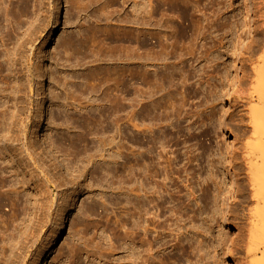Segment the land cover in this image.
Listing matches in <instances>:
<instances>
[{
    "label": "rangeland",
    "instance_id": "374dc122",
    "mask_svg": "<svg viewBox=\"0 0 264 264\" xmlns=\"http://www.w3.org/2000/svg\"><path fill=\"white\" fill-rule=\"evenodd\" d=\"M58 2L59 31L44 54ZM255 2L0 0V60L12 53L14 69L36 87L25 96L27 113L39 110L29 142L42 147L41 127L52 119L71 136L83 120L90 129L86 147L38 148L43 167L2 156L6 182H18L5 185L30 212L20 206L15 226L25 231L47 216L32 264H249L239 235L246 212L264 201L245 156L254 139L253 68L264 52ZM50 80L68 81L63 95ZM54 92H66L65 113L50 107ZM49 166L69 189L63 198L44 182ZM5 202L0 216L11 217ZM66 216L63 240L42 260Z\"/></svg>",
    "mask_w": 264,
    "mask_h": 264
},
{
    "label": "bare ground",
    "instance_id": "6f19581e",
    "mask_svg": "<svg viewBox=\"0 0 264 264\" xmlns=\"http://www.w3.org/2000/svg\"><path fill=\"white\" fill-rule=\"evenodd\" d=\"M174 1L175 0H163V3L167 5V4L174 2ZM256 1L257 2H255V5H253L252 9L255 13L257 12L256 13L257 15H262V17H263L262 29L264 31V0H256ZM60 11H61V6H60V3L58 2L56 4L55 10H54L52 27L50 30V36H49V38L45 44L46 46L44 49V54L49 53V47L52 43L53 37L59 31L58 23H59ZM1 38H4V36ZM7 39H9V38H7ZM7 41H9V40H7ZM5 50H7V52H8V49H5ZM7 52H6V54H7ZM3 53H4V51H3ZM11 54H9L10 55L9 57L7 54L6 59L0 60V161H1V163H0V208L3 210V207H5V206H3V204H4L3 201H7L9 203V204H7V207L10 206L9 210L11 209V212H12L10 214L7 213L9 211H7L5 213L6 216H7V214L11 215V217L9 216L10 218L9 217L6 218L5 216H2V215L0 216V217H5V218H2L3 219L2 221L0 218V264H32L33 261H32V263L30 261L33 258H36L35 256L39 254L38 246H41L42 240H43V239L40 240V237H41L40 235H41V233H43L42 231L44 230L43 229L44 226L47 227V225H46L47 223L46 224L44 223V222H47V220L45 221V217L47 218V216L45 215L44 218H42L40 216L39 219H37L39 217V216H37V218L34 219V222L32 223V225L30 224V227L28 226L29 224L28 225L26 224L29 227V229L26 228L27 231L26 230L22 231V229H19V225H21L22 222H19L18 220L22 221V218H20V217L23 214V211H21V208H20V206L22 204H20V201H21L20 198L21 197H19V195H18L19 190L17 191V189H16L17 188L16 185H18V184H16L17 181L15 182L11 179L12 183H10V180L8 182L10 183V185H12L14 182L16 188L14 186L10 187V185L6 187V185H7L6 183H8V182H6V180H5L4 173H6L10 167L8 168L9 164L8 165L5 164L6 161H2L5 157L4 156L2 159V156L6 153L8 154L7 158L12 157L11 155H16V156L19 155V158H17V159L21 158L19 160L20 165H29L30 163H32L33 166L36 165V166H40V167H43L42 161H44V159H43L41 153L38 154L36 152L37 149L41 147L40 144H38V141L34 140L33 138H30V142L28 140V138L30 137L29 135L30 134L32 135L34 132L33 129H31V131H32L31 132L30 128L35 127L38 124L37 119L39 118V113H38L39 110H36L38 112H35V113H32V112L27 113V110H26L27 108L25 107V103L27 100L26 99L27 97H25L27 95L26 94L27 93V91H26L27 87L29 86L28 89H31V91H32V88H36L35 86L33 87L34 79L32 77V78H29L27 81L24 79L25 76L24 77L22 76L23 78L20 76L22 74V71L17 70V68L14 69L15 65H13L11 63V61H12V58H11L12 55ZM4 56H5V54H4ZM2 58H3V56H2ZM9 58H11V60ZM25 58H28V57L26 56ZM14 59L15 58H13V61H14ZM24 59L22 58L23 62L25 61ZM236 60H238V58H236L234 61H236ZM15 61H14V64H15ZM25 67H26V65L24 64V68ZM31 67L33 68V66H31ZM20 69H21V66H20ZM14 70H17V71H14ZM26 70H27V68H26ZM30 70H31V68L29 67V71L28 70L24 71V73L25 72L30 73ZM34 70H35L34 72H36V74H34V72H33V74L38 77V75H40L39 71H38L39 69L37 70L35 68ZM24 73H23V75H24ZM54 73L55 72H53V74ZM53 74L51 73L50 75H52V77L56 75V74L55 75H53ZM29 76H31V75H28V77ZM253 76H254V78H253L254 87H252V88H253V94L255 96V104H254V106L249 108L250 110L248 111V113L250 112L249 116H251L250 119L252 121V130L254 132L253 133L254 139L250 143V147H248V149L250 150L249 154L246 153L248 155L245 154V156H247V159H248L247 161L250 160L248 162V165H247V166H250L248 168L254 170V171H252L253 173H251V174H254V178L256 177V180L260 182L259 185L256 186L255 192H254L255 197L257 198L258 196L264 197V52H263L262 56L259 58L255 67L253 68ZM55 78H56V76H55ZM62 78L59 77L60 80ZM37 79L39 82V78H37ZM49 79H51V78H49ZM56 80H58V78ZM56 80H54L56 84H59L61 87L63 85L62 90H61V87L59 89L62 92V94H59V95H63V90H65V88H66V86L64 88V83L66 81L65 82L64 81L63 82H60V81L56 82ZM26 81L29 85L26 84ZM50 81L54 82L53 80H50ZM39 87H40V85H39ZM66 90H67V88H66ZM40 91L38 90V92H40ZM57 93H59V92H57ZM40 94H38V95H40ZM52 95H54V94L52 93ZM52 95H51V97H52ZM59 95L56 94L55 96H53L52 100L50 99V101H51L50 107H56L57 112H60V113L64 112L65 113L67 111L66 109H68V105H67L68 101L66 102V97H67L66 92H65L64 98L63 97L61 98V96H59ZM68 96L71 97L69 94H68ZM17 97L19 99L18 101H20V102L16 101ZM21 97H23L24 99L22 98L23 99L22 100ZM15 98H16V100H15ZM28 99H29V97H28ZM68 100H70V99L68 98ZM70 102H71V100H70ZM73 103L75 105L76 104L79 105V103H76L74 101L72 102V104ZM69 104H71V103H69ZM75 108H76V106H75ZM62 109L63 110L65 109V111H62ZM75 110H77V109H75ZM81 110H83V108H81ZM52 120L50 122H47L45 124V126L43 124V126L41 127V131H43V133H45V134H42V140L44 141L43 142L44 146L42 145L41 148H42L43 153H44V150H48V149L50 151L52 150L50 153H52L54 151H59V153H60V149L62 147L59 146V144L62 146L63 145L67 146V143H68V146L71 148H74V149L75 148L76 149L83 148V146L85 145L86 140L88 138V135H89L88 133L90 132V129L88 131L89 125L86 122V120L85 121L83 120L84 122L81 121V124H82L81 127L82 128H81L80 135L78 134V136H75V135L71 136L70 126H66L67 124H65L64 121L53 120L54 122H52ZM57 121H59V122L57 123ZM47 131L51 133V136H50V134L48 135ZM53 133H55V136ZM73 137H75V138H73ZM252 137H253V135H252ZM32 139H33V141H32ZM86 145H85V147H86ZM14 151H16L15 154H14ZM245 156H243L244 159H245ZM14 158L16 159V157H14ZM8 162H6V163H8ZM10 162H11L10 165L12 167L13 161H10ZM14 162H16V161H14ZM51 168H52V166L47 167V172L45 173V175L43 173V175L46 179L44 182L47 181L48 183H53L54 186L56 183L55 190L56 189L59 190V191L57 190L58 192L56 195L60 198H63L67 194L69 189H68V187L64 188L62 186L63 182L61 181V179H59L58 173L57 172L53 173ZM44 169H46V168H44ZM5 175L7 177L9 176V175H7V173ZM68 182H71L74 184L76 182V180L74 178V180L72 179L71 181H68ZM65 184H67V183H65ZM67 185H69V184H67ZM76 185H77V183H76ZM5 187H6V189L9 187L10 190L7 189L9 192L6 191V189L4 190ZM50 187L52 189L54 188L52 186H50ZM11 188H13V189H11ZM1 189H3V190L1 191ZM47 189H48V187H47ZM3 191H5V193H3ZM47 191H49V190H47ZM11 193H12V195L14 193L17 195L14 194V196H12V195H10ZM155 193H157V192H155ZM22 195L24 198L25 194H22ZM24 201H26V200H24ZM7 202H5V204ZM25 203H27V202H25ZM23 205H24V202H23ZM26 207H28V205H26ZM22 208H25V207H22ZM23 210H25V212H26L27 209L25 208ZM2 212H4V211H2ZM26 213H30V212H26ZM22 217H23V215H22ZM24 217L26 218L27 216H24ZM246 221H247V232L239 235V240H241V242L247 246L246 251H247L248 256L250 257L249 264H264V201L263 200H262V202H259L256 205L252 206L246 212ZM16 222L19 223V225L15 226ZM68 222H69V218H67V216L64 219H62L60 222H58L56 229H55L56 233L54 235V238L52 240L50 247L48 249L46 248L42 251L43 252L42 257H41L42 260L50 257L51 250L54 249L56 246H58L61 243V241L63 240V238L65 236L64 231H65V228H66ZM26 225H24V226L27 227ZM20 228H21V226H20ZM75 248L76 249L73 250V251H75V252H73L74 253L73 256L78 254V252L76 251L78 249H77V247H75ZM157 248H159V247H157ZM71 249L72 248H70V250ZM261 249H263V252H260L262 257L258 258L257 255ZM68 252L71 253L70 251H68ZM61 254H63V258H64L65 257L64 253H61ZM61 254H60V256H62ZM65 255H66V253H65ZM58 256H57V258H58ZM67 256H69V255H67ZM73 256H72V258H75ZM158 258H159V256H158ZM53 261H55V259H53ZM156 264H159V263L156 262Z\"/></svg>",
    "mask_w": 264,
    "mask_h": 264
}]
</instances>
